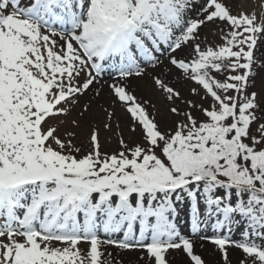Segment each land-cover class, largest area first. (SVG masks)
Here are the masks:
<instances>
[{"label":"snow or ice","instance_id":"6c2138e0","mask_svg":"<svg viewBox=\"0 0 264 264\" xmlns=\"http://www.w3.org/2000/svg\"><path fill=\"white\" fill-rule=\"evenodd\" d=\"M262 49L264 0H0V264H122L135 249L205 264L176 227L185 202L193 234L243 223L240 241L202 237L222 264L231 247L264 264ZM133 79L163 98V124Z\"/></svg>","mask_w":264,"mask_h":264},{"label":"rangeland","instance_id":"374dc122","mask_svg":"<svg viewBox=\"0 0 264 264\" xmlns=\"http://www.w3.org/2000/svg\"><path fill=\"white\" fill-rule=\"evenodd\" d=\"M237 1V7H239L240 4H249L251 6V0H236ZM232 2V0H230ZM258 2V0H257ZM235 10V9H234ZM213 26L209 25L207 28L203 30L204 33L210 32L211 28ZM203 34V33H202ZM209 41L212 43H218L219 40L217 37H213L209 35ZM264 50V49H262ZM151 71V70H150ZM261 75L257 77L256 79V86L254 89L260 94V98L262 101H264V69L260 70ZM107 75V73H105ZM142 90H140V93H137L138 96H146V97H151L153 100V103L156 104V110L149 109V111L153 112L156 115L157 121L161 122L163 124L162 117L166 116V107H165V101L163 98L158 94V93H152L147 90V82L146 81H141ZM177 87L180 88L182 94L185 97L189 96L188 93V87L184 85H176ZM131 90V89H130ZM111 97L101 94V96L98 98V101L96 102L97 104L103 103L107 104L109 103ZM198 99V98H197ZM207 106V105H205ZM98 110V109H97ZM116 115L117 117L123 122H125L126 116L123 113V110L117 107L116 109ZM198 115V114H197ZM168 126L171 127V121H168ZM125 139L129 142H138L139 141V135L138 133H129L127 131V128H125ZM111 140L110 143L106 144L105 150L111 151L116 148V142L114 138L109 137ZM178 216L175 219L176 227L178 231H181V229H184L183 231L185 232L186 236L184 238H188L191 240L194 246V253L198 254L202 257V259L205 261V264H222L220 254L216 249V246H214L211 242L210 239H203L202 237H208L212 238L215 236H230V238L234 241H240L242 239V231L244 228L243 223H233L232 224V231L231 233L228 232L227 228H225L222 231H214L212 224L214 223V219L212 221H209L207 224H201L200 229L193 234L192 231V226H191V218L190 214L188 211V205L187 202L184 204H178ZM138 229V225H137ZM99 235L103 238V234L99 233ZM136 236L138 238L139 233L138 231L136 232ZM112 239H117V240H122L123 239V234L118 233L115 234ZM201 242H207V245L209 249H195V245ZM206 244V243H205ZM87 245L82 244L81 248H86ZM107 251H112L113 254H115L118 250L112 247H107ZM230 258L232 260V264H238V261L242 257V253L240 250L235 249L234 247H231L228 249ZM141 257H144V259H141ZM120 260H122V264H151V261L148 259L146 253L143 250L140 249H135V250H130V251H124L120 252L119 257ZM167 260L168 264H189V260L187 256L180 250H170L169 253L167 254Z\"/></svg>","mask_w":264,"mask_h":264},{"label":"bare ground","instance_id":"6f19581e","mask_svg":"<svg viewBox=\"0 0 264 264\" xmlns=\"http://www.w3.org/2000/svg\"><path fill=\"white\" fill-rule=\"evenodd\" d=\"M234 2L237 4V1L236 0H234ZM113 82V79H111V78H109V76H108V74L107 75H105L104 76V78L101 80V82H100V84L99 85H97V87H99V88H101V94L103 95H105V97H109V88H108V85L110 84V83H112ZM140 85H142V83H141V81H137V80H135V79H133V80H131L130 82H129V89H136V92L137 93H140V90H142V86H140ZM138 95V94H137ZM125 121H126V119H125ZM184 229H181V231H179V233H180V235L182 236V237H185L186 236V234H185V232L183 231ZM101 234H103V232L101 231L100 232ZM104 235V234H103ZM115 235V234H114ZM114 235L112 236V237H114ZM206 243V244H205ZM209 249V247H208V245H207V242H201V241H199V243L198 244H196L195 245V249L196 250H199V249Z\"/></svg>","mask_w":264,"mask_h":264}]
</instances>
